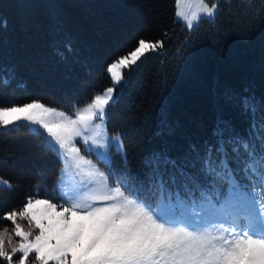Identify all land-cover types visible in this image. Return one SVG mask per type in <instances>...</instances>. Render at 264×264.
Here are the masks:
<instances>
[{"label":"trees","instance_id":"obj_1","mask_svg":"<svg viewBox=\"0 0 264 264\" xmlns=\"http://www.w3.org/2000/svg\"><path fill=\"white\" fill-rule=\"evenodd\" d=\"M216 2L215 19L189 31L176 19L175 0H0V76L15 72L0 84V107L39 100L72 112L112 85L109 63L141 39L162 41L116 86L106 124L120 134L125 155L112 151L110 167L147 187L150 161L163 152L200 175L199 157L222 122L250 137L253 120H264V0ZM245 98L256 104L254 114L244 110ZM61 165L28 127L0 132V177L12 184L0 187V229L12 231L4 213L38 186L39 198H52L45 189L54 188Z\"/></svg>","mask_w":264,"mask_h":264},{"label":"snow or ice","instance_id":"obj_2","mask_svg":"<svg viewBox=\"0 0 264 264\" xmlns=\"http://www.w3.org/2000/svg\"><path fill=\"white\" fill-rule=\"evenodd\" d=\"M175 6L177 20L193 30L202 19L214 20L219 4L216 0H175ZM162 49V41L139 40L133 50L107 65L113 86L71 115L39 100L0 107V132L28 127L42 136L45 147L63 165L48 193L51 199L39 198L38 186L36 196L4 213L3 219L13 227L11 232L8 227L0 229V261L264 264V120L259 126L253 120L250 137L222 122L215 130L216 143L206 146L199 157L200 175L190 171L187 160L178 162L163 152L150 161L152 177L147 187L127 175L117 176L110 167L113 149L125 155L120 134L109 135L106 124L109 109L118 102L116 86L127 83L125 72L130 75L142 58ZM3 71L0 84L7 86L15 72ZM243 107L250 114L257 110L248 98ZM85 152L94 153L109 172L102 171ZM234 161L239 168L233 166ZM0 187L12 190L11 182L3 177ZM181 188L186 195H180ZM20 221H27L28 230Z\"/></svg>","mask_w":264,"mask_h":264},{"label":"rangeland","instance_id":"obj_3","mask_svg":"<svg viewBox=\"0 0 264 264\" xmlns=\"http://www.w3.org/2000/svg\"><path fill=\"white\" fill-rule=\"evenodd\" d=\"M177 19V18H176ZM207 19V18H206ZM211 20V19H210ZM178 21V20H177ZM179 22H181L184 26H185V24H184V22L183 21H179ZM186 27V26H185ZM189 31H191V30H189ZM112 82V81H111ZM111 86H113V85H111ZM103 92V91H102ZM101 93V92H100ZM99 94V93H98ZM91 101V100H90ZM89 101V102H90ZM88 103V102H87ZM86 104V103H85ZM84 104V105H85ZM84 105H82V106H84ZM82 106H80V107H82ZM50 107V106H49ZM58 110H60V109H58ZM74 111V110H73ZM73 111L72 112H67L68 114H72L73 113ZM108 133H109V135H114V134H117V133H110L109 131H108ZM78 146H80L81 147V150L82 151H84V149H83V145H78ZM113 152L115 151V149H113L112 150ZM86 156H88V158H90V159H92L94 162H96L98 165H99V167L101 168V170L102 171H105L106 172V168H108V167H105V164L104 163H101L98 159H97V157H96V155L94 154V153H88V152H85L84 153ZM61 160V159H60ZM62 163V162H61ZM62 167H63V165H61V168H60V170H59V174H58V177H57V180H56V183H57V181H58V179H59V176H60V171H61V169H62ZM112 179H115L114 177L112 178ZM111 178H110V180H112ZM56 183H55V185H56ZM55 187V186H54ZM49 192H51V190H47V189H45V194H48ZM199 197V196H198ZM43 198H48V197H43ZM51 199V198H50ZM58 202V201H57ZM25 230H28V229H25ZM34 234H35V232H34ZM32 259H34V256L32 257Z\"/></svg>","mask_w":264,"mask_h":264}]
</instances>
